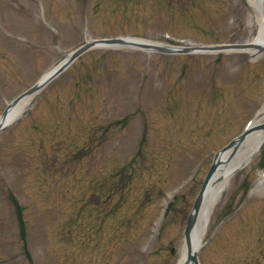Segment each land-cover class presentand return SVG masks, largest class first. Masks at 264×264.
Masks as SVG:
<instances>
[{
  "label": "rangeland",
  "instance_id": "obj_1",
  "mask_svg": "<svg viewBox=\"0 0 264 264\" xmlns=\"http://www.w3.org/2000/svg\"><path fill=\"white\" fill-rule=\"evenodd\" d=\"M257 19L249 0H0V116L88 40L250 43ZM263 108L264 52L89 51L0 132V264H178L216 154ZM263 166L227 182L200 264H264Z\"/></svg>",
  "mask_w": 264,
  "mask_h": 264
},
{
  "label": "bare ground",
  "instance_id": "obj_2",
  "mask_svg": "<svg viewBox=\"0 0 264 264\" xmlns=\"http://www.w3.org/2000/svg\"><path fill=\"white\" fill-rule=\"evenodd\" d=\"M251 6L254 8L258 15V35L255 38L257 44L264 45V6L263 0H249ZM31 98L21 101L14 110L9 114L8 122H12L16 119L21 112L27 107ZM264 114V108L262 110ZM261 123V120H256L253 122V126ZM9 125V124H8ZM264 142V130L257 133L249 134L244 138V140L235 147L236 151L233 150L226 151L222 154L218 160L220 162V168L215 173L214 177L208 184L204 196L203 202L200 210L195 216V225L191 231L190 246L185 244L182 249L179 264H187L186 259L190 252L194 253L200 246L204 244L205 233L207 231V226L210 221V216L212 210L219 202L222 194L224 193L227 182L232 177L234 170L243 164H246L250 160V156L256 152L261 143ZM234 149V148H233ZM238 149V150H237ZM262 179H264V173H262Z\"/></svg>",
  "mask_w": 264,
  "mask_h": 264
},
{
  "label": "water",
  "instance_id": "obj_3",
  "mask_svg": "<svg viewBox=\"0 0 264 264\" xmlns=\"http://www.w3.org/2000/svg\"><path fill=\"white\" fill-rule=\"evenodd\" d=\"M264 5V0H263ZM136 45L145 49L149 50H157V51H163L167 53H205V52H221V51H236V50H257L259 52L264 50V46L256 45V44H245V45H221V46H196V47H186V48H179V49H172V48H164V47H158L152 44H144L140 42L131 41L128 39H112V40H100V41H94L89 42L77 50H75L68 59L59 66L53 73H51L47 78L37 83L35 86L30 88L28 91L20 95L16 100L13 101V103L7 108V110L4 112L1 120H0V130H2L7 122V118L9 115V112L16 107L21 101L24 99L36 94L40 90H42L45 86H47L48 83H50L53 79H55L58 75H60L62 72H64L78 57H80L83 53L87 52L88 50L94 48L97 45H108V46H117V45ZM257 130H264V124L257 126ZM244 136L240 137L239 139L233 141L228 147H226L224 150L220 152V154L224 153L225 151L237 147L243 140ZM236 149H234L235 151ZM219 154V155H220ZM219 168V161L215 160L204 184L202 187V190L196 200L195 206H194V213L189 218L187 230H186V239L188 244H190V238H191V231L195 225V216L197 212L200 210L202 202H203V196L205 193V190L211 181L212 177L214 176L215 172ZM93 202H98V198L93 197ZM197 253H190L188 258V264H197Z\"/></svg>",
  "mask_w": 264,
  "mask_h": 264
}]
</instances>
